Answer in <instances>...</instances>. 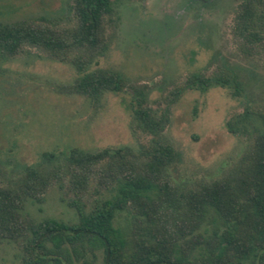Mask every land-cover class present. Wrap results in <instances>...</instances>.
Here are the masks:
<instances>
[{"label": "trees", "instance_id": "16d2710c", "mask_svg": "<svg viewBox=\"0 0 264 264\" xmlns=\"http://www.w3.org/2000/svg\"><path fill=\"white\" fill-rule=\"evenodd\" d=\"M119 0H69L65 25L38 20L0 21V58L30 50L71 63L79 75L67 90L98 101L128 92L136 129L149 136L139 148L72 147L44 152L0 183V242H14L24 264H264V106H246L227 121L248 144L221 176L179 187L169 168L178 154L165 136L173 104L187 89L217 84L240 96L235 74L192 73L164 96L158 113L149 85L111 68L90 69L107 50ZM233 39L241 51L264 50V0H238ZM58 188L76 221L34 219L25 203H44Z\"/></svg>", "mask_w": 264, "mask_h": 264}, {"label": "rangeland", "instance_id": "374dc122", "mask_svg": "<svg viewBox=\"0 0 264 264\" xmlns=\"http://www.w3.org/2000/svg\"><path fill=\"white\" fill-rule=\"evenodd\" d=\"M69 0H0V21L45 17L65 25ZM238 0H119L107 50L90 69L111 68L149 85L148 98L161 113L164 96L192 73L235 74L240 96L217 84L187 89L173 104L165 136L178 154L169 173L179 187L221 176L243 154L245 136L227 121L246 106H264V50L241 51L232 26ZM79 75L74 65L34 50L0 58V183L42 161L44 152L72 147L137 149L149 136L136 129L128 92L105 93L98 101L71 93ZM23 213L36 220L76 221L74 209L52 188L44 203L27 201ZM101 259L96 264H100ZM0 264H24L18 245L0 242Z\"/></svg>", "mask_w": 264, "mask_h": 264}]
</instances>
